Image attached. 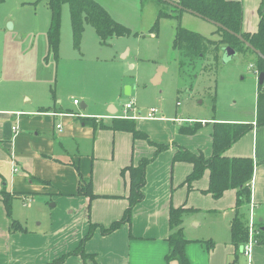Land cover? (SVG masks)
<instances>
[{"label": "crops", "instance_id": "obj_1", "mask_svg": "<svg viewBox=\"0 0 264 264\" xmlns=\"http://www.w3.org/2000/svg\"><path fill=\"white\" fill-rule=\"evenodd\" d=\"M169 1L176 3L178 0ZM230 1L242 3V32L255 33L259 10L264 13V0ZM160 69L159 78L164 71ZM45 103L28 110L0 112V196L7 194L25 202L49 193L60 198L67 195L72 199L61 203L63 210L71 215L51 220L49 232L52 233L48 236L38 233L27 235L25 231L10 233L7 237L4 232L7 227L3 225V236L11 244L5 251L0 246V264H28L32 255L26 258L24 254H30L35 249L47 254L44 260L49 264L74 251L89 232L90 224L107 229L121 220L128 205V173L122 175L121 171L131 165L136 166L142 159L150 160L145 169L144 198L134 206L131 223L122 224L107 235L96 229L83 246L87 258L69 256L61 264H167L169 210L179 207L188 209L183 216V231L198 228L186 237L189 242L185 246V255L189 264H230L231 260L236 262L242 255L240 250L235 251L230 240H223L218 235L222 224H229L230 227L233 216L228 222V215L234 214L235 191L228 190L218 199L203 193L208 187V171L189 190L183 182L191 173L192 166L188 163L173 164L176 146L194 154L200 153L205 159L211 157V131L207 135L202 134L204 121L197 122L201 126L194 135L173 134L170 138L153 139L148 127L152 130L157 127L158 131H162L161 122H166L168 130L167 121L176 118L165 120L159 116L157 120H131L135 129L147 137V140L134 139L129 132L110 129L118 114L114 104L105 102L103 110L84 103L73 104L80 106L81 112H77L63 108L60 100L57 105L49 106L48 100ZM135 107L142 115L149 110L139 109L136 103ZM92 119L100 120L101 127L90 123ZM142 122H150V125ZM188 123H191L189 127L182 125L181 129L194 128L193 121ZM233 124L249 125L250 129L224 155L230 159L252 160L247 223L251 214L253 221L258 222L264 231V126L256 125L255 113L251 120L244 118ZM156 145L166 148L157 153ZM13 168L17 169L16 173ZM77 170L83 178L90 179L95 195L91 201L88 197L76 195L79 184ZM75 197L78 199H73ZM85 208L88 215L83 214ZM70 209L78 210V219L72 217V211L68 212ZM202 213L205 215L199 216ZM13 220L21 223L20 220ZM205 228L209 232H205ZM207 241L212 242L210 249L201 243ZM38 257L33 259V264H44V260L38 263ZM246 260L247 264H264V243L254 245L249 260ZM172 263L177 264L175 261Z\"/></svg>", "mask_w": 264, "mask_h": 264}, {"label": "rangeland", "instance_id": "obj_2", "mask_svg": "<svg viewBox=\"0 0 264 264\" xmlns=\"http://www.w3.org/2000/svg\"><path fill=\"white\" fill-rule=\"evenodd\" d=\"M91 1L97 2L115 23L129 30V35L110 38L101 45L94 29L85 24L76 45L70 6L65 3L60 6L55 51L48 41L51 10L47 0H0V112L28 110L46 104L47 100L49 106L57 105L60 100L63 108L77 112H81L82 103L103 110V104L109 102L118 109V118L123 116V105L132 100L139 109L157 108L165 120L177 119L167 121L168 130L166 122H161L162 131L148 127L153 139L170 138L173 134L182 136L178 131L182 125L189 127V121H193L192 126L204 121L202 134L207 135L215 123L233 124L253 118L258 85L255 55L243 49L231 58L226 57V46L218 42L213 23L185 11L180 13L179 20L175 19L173 16L178 13L162 0ZM178 26L217 41V51L212 47L203 57L184 58L173 49ZM160 68L164 71L159 84L153 85ZM126 88H130L129 96H124ZM74 100L78 106L73 105ZM96 121L89 122L101 127L100 120ZM142 123L150 125V122ZM65 199L72 198L49 193L25 202L13 199L11 218L20 220L27 235L48 236L52 233L49 232L51 220L71 215L63 210L61 202ZM0 203V246L5 251L11 243L3 236V225L7 227L4 230L7 237L14 232L10 230L1 200ZM86 208L83 214L88 215ZM70 211L78 219V210ZM232 216L228 215V222ZM228 226L222 224L218 231L219 238L226 241L230 240ZM203 230L209 232L207 228ZM196 231L198 228L183 231L184 238ZM24 255L26 258L32 255L28 264H33L37 255L38 263L47 257L39 249ZM230 264H247V260L239 255Z\"/></svg>", "mask_w": 264, "mask_h": 264}, {"label": "trees", "instance_id": "obj_3", "mask_svg": "<svg viewBox=\"0 0 264 264\" xmlns=\"http://www.w3.org/2000/svg\"><path fill=\"white\" fill-rule=\"evenodd\" d=\"M47 2L51 10V26L48 32V41L55 51L57 49L60 6L65 3L70 6L71 27L76 45L79 44L85 24L90 25L94 29L101 45H105L110 38L129 35V30L115 23L97 2L91 0H47ZM175 4L180 7L178 9L172 6L173 10L178 13V15L173 16L175 19L179 20L180 13L187 10L199 15L200 18L206 21L220 25L221 28L216 26L217 30L214 32V34L219 36L218 42L234 49L236 52L245 49L254 54L256 58L254 64L256 65V70L258 73H264V13L261 10H259L258 30L255 33H244L241 27L243 11L240 1L178 0ZM165 16L169 17L172 15L165 14ZM223 28L234 34L241 35L243 40L260 55L250 51L233 35L224 31ZM216 44L217 41L181 29L178 26L173 41V49L178 50L184 58L190 59L203 57L204 53L210 51L212 47L217 51ZM182 65L183 63L181 62L180 66ZM255 123L257 126H264V83L263 85H257ZM199 126H201L199 123H195L194 128H183L180 130V133L194 135L197 133ZM110 129L113 131L129 132L134 139L147 140L146 135L135 129V123L131 120L113 119ZM249 129L250 126L245 124L215 123L212 125L210 133L212 139V155L210 158L205 159L202 154H194L179 146H176L177 151L173 155V164L176 162L188 163L192 166L191 173L186 176L183 182V185L189 190L192 184L200 180L204 172L208 171V187L203 193L210 194L214 199H218L228 190L235 191L236 203L229 227L230 243L235 251H239L248 239L246 207L250 204V182L253 175V162L247 158L230 159L225 157L224 153ZM155 148L156 152L159 153L166 146L156 145ZM149 162L150 160L142 159L136 166L131 165L121 171L122 175L125 172L128 173V196L126 198L128 205L121 220L114 222L107 229L90 224L89 232L74 251L49 264H61L69 256H80L82 259H86L87 255L84 253L83 246L96 229H99L102 235H107L117 230L122 224L129 225L131 223L134 206L142 202L144 198L145 169ZM76 195L88 197L90 201L95 198L90 179L83 178L80 173ZM12 200L11 196L1 194V201L6 215L10 219V230L12 229L11 231L14 233L25 232L22 226L11 218ZM185 212H188V209L181 207L177 209L170 208L169 210L168 225L170 235L167 239L169 250L165 259L167 264L173 261L177 262V264H189L185 255V246L189 241L183 235V216ZM256 226L258 227V235L255 236L254 245L264 243V240H262L264 239L262 226L258 222ZM201 243H204L207 249H210L212 245L210 241Z\"/></svg>", "mask_w": 264, "mask_h": 264}, {"label": "built area", "instance_id": "obj_4", "mask_svg": "<svg viewBox=\"0 0 264 264\" xmlns=\"http://www.w3.org/2000/svg\"><path fill=\"white\" fill-rule=\"evenodd\" d=\"M250 68H254V66H250ZM256 76L259 75L258 71L255 69ZM74 105H77L78 102L75 100L73 102ZM123 116L118 117L117 119H124V120H136V119H145V120H157L160 119L157 108H150L148 111H146L143 115L139 113L135 107V103L133 101L128 102L123 106ZM57 129L60 130V126H57ZM13 131H15V128H12ZM13 172L16 173L17 169L13 168ZM256 222L253 221L251 214H250V220H248L247 223V229H248V239L247 242L241 247L240 252L243 256H245L248 260L250 258L251 249L255 242V236L258 235V227L256 226Z\"/></svg>", "mask_w": 264, "mask_h": 264}, {"label": "water", "instance_id": "obj_5", "mask_svg": "<svg viewBox=\"0 0 264 264\" xmlns=\"http://www.w3.org/2000/svg\"><path fill=\"white\" fill-rule=\"evenodd\" d=\"M162 1H166V0H162ZM169 5H171V6H173V7H175V8H178V9H180V7L177 5V4H175V3H173V2H169V1H166ZM186 12H189V13H191V14H194L195 16H197V17H200L199 15H197V14H195V13H192V12H190V11H187V10H185ZM208 22H210V21H208ZM211 23H213V22H211ZM215 26H217V27H220L221 28V26L220 25H218V24H215V23H213ZM9 26H11V25H9ZM224 29V28H223ZM224 31H227L226 29H224ZM229 34H231V35H233L238 41H240L242 44H244V46L246 47V48H248L250 51H253L254 53H256L257 55H260L256 50H254L247 42H245L244 40H243V38L241 37V35H238V34H234V33H232V32H230V31H227ZM224 52H225V56L226 57H228V58H231V57H233L234 55H235V53H236V51L234 50V49H232V48H230V47H226L225 49H224ZM160 73V71L158 72V74L156 75V77H155V79H154V81L152 82L153 83V85H157V84H159V74ZM257 83H258V85H263V83H264V73H259V75L257 76ZM124 95L125 96H129L130 95V88H126V90H125V93H124ZM261 223V222H260Z\"/></svg>", "mask_w": 264, "mask_h": 264}]
</instances>
